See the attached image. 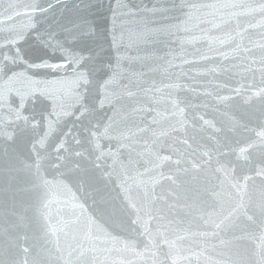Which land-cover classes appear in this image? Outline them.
I'll list each match as a JSON object with an SVG mask.
<instances>
[{"label": "water", "instance_id": "95a60500", "mask_svg": "<svg viewBox=\"0 0 264 264\" xmlns=\"http://www.w3.org/2000/svg\"><path fill=\"white\" fill-rule=\"evenodd\" d=\"M0 264H264V0H0Z\"/></svg>", "mask_w": 264, "mask_h": 264}]
</instances>
